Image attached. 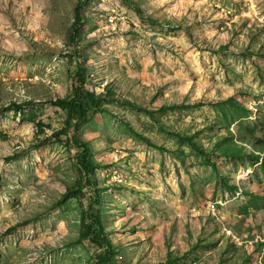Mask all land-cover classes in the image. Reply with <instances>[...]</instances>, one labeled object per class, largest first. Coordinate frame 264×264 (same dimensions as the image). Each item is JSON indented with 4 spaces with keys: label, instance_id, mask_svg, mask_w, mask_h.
Here are the masks:
<instances>
[{
    "label": "rangeland",
    "instance_id": "rangeland-1",
    "mask_svg": "<svg viewBox=\"0 0 264 264\" xmlns=\"http://www.w3.org/2000/svg\"><path fill=\"white\" fill-rule=\"evenodd\" d=\"M77 5L0 0V264H98L87 212L115 264H264V0ZM78 65L119 101L64 130Z\"/></svg>",
    "mask_w": 264,
    "mask_h": 264
},
{
    "label": "trees",
    "instance_id": "trees-1",
    "mask_svg": "<svg viewBox=\"0 0 264 264\" xmlns=\"http://www.w3.org/2000/svg\"><path fill=\"white\" fill-rule=\"evenodd\" d=\"M80 2L78 0V5L74 11V23L72 30L70 32V40H72V44L74 43V39L77 37V31L79 27L82 25V20L79 16L80 11ZM77 59H79L78 51L74 52ZM74 84L71 87L69 94H67L64 98H58L53 101L54 105L63 109L66 114L65 118V128H72L76 121L78 120H87V115L92 111H102L101 105L102 103L116 102L119 101L116 95L108 90L102 93H91L85 90V86L87 84V73L86 70L78 65L77 71L73 77ZM36 131L42 130L45 126L42 122L32 120ZM59 133H62L59 132ZM76 147H80L83 151L88 153L87 144L81 141H77L75 144ZM97 168L96 164H93L89 160L86 162L84 166V170L92 174L94 170ZM78 193L84 194L86 191H91L90 200L93 201L94 198H97V188L93 182L87 180V182L83 185H79L75 190H69L65 194V198L71 194H74L73 191H77ZM82 231L81 238H89L96 247L100 250L97 255L98 264H115V259L118 254V251L113 246V244L107 239L100 219L98 217L93 216L89 212L82 218Z\"/></svg>",
    "mask_w": 264,
    "mask_h": 264
}]
</instances>
